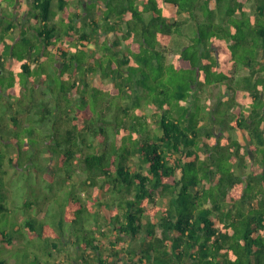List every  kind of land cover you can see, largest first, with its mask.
Listing matches in <instances>:
<instances>
[{"label":"trees","instance_id":"trees-1","mask_svg":"<svg viewBox=\"0 0 264 264\" xmlns=\"http://www.w3.org/2000/svg\"><path fill=\"white\" fill-rule=\"evenodd\" d=\"M56 1L67 14V24L65 16L61 26L52 22L53 0H33L36 23L21 27L19 40L29 44L20 64L27 79L17 90L8 83L4 93L0 82V128L4 114L14 112L8 109L15 105L11 101L28 121L27 126L16 124L19 132L7 140L8 151L14 149L17 157L0 148V156L4 152L0 183L7 189V171L1 168L6 160L16 162L23 173L37 157L46 156L50 162L49 155L57 151L59 163L52 171L69 180L62 186L70 184L68 198L57 200L51 233L39 230L47 222L48 198L35 194L40 196L39 205L31 197L23 200L13 231L22 244L18 250L27 252L19 264H264V0H254L252 7L247 4L253 0H96L99 18L82 24L78 16L68 17L69 0ZM191 20L196 23L191 42L169 61L170 45L183 36ZM63 34L77 51L63 48ZM54 48L66 66L56 65L62 68L56 77L43 68L36 70L48 80L47 87L38 85L42 87L38 96L34 90L40 81L32 76V66L40 68ZM180 61L179 76L204 75L208 85L220 87L213 106L190 93L184 105L193 100L194 112L183 110L177 116L174 107L155 100L142 105V111L136 95L109 118L107 101L100 115H89L82 128L74 118V127L66 130L68 138L53 145L54 133L66 122L62 118H70L68 92L76 94L79 83L89 87L88 75L99 73L109 81L103 86L119 82L143 91L144 84L172 75L173 65ZM0 66L3 71L2 60ZM154 68L161 71L156 77L151 74ZM68 69L77 75L73 81L62 75ZM27 90L34 100L22 103L25 97L19 93ZM60 94L63 99L53 103L52 97ZM145 107L151 108V116ZM99 117L103 119L95 124ZM134 118L136 128L128 137L126 123ZM236 128L245 141L229 133ZM6 130L11 132L7 124L0 133ZM24 130L32 138L38 133L33 140H42L49 155L42 156V149L34 150L33 144L23 151L28 144ZM85 147L90 150L84 152ZM80 167L86 174L82 189L95 187L90 197L76 189L72 176ZM33 171L39 173L37 168ZM28 185V192H45ZM4 208L0 202V212ZM14 242L11 232L0 230V252ZM70 245L73 249L68 250ZM8 260L0 259V264H9Z\"/></svg>","mask_w":264,"mask_h":264},{"label":"rangeland","instance_id":"rangeland-1","mask_svg":"<svg viewBox=\"0 0 264 264\" xmlns=\"http://www.w3.org/2000/svg\"><path fill=\"white\" fill-rule=\"evenodd\" d=\"M53 1L54 2H52V8L54 9V13H53V18H54L55 12H57L58 7H57L56 1L55 0ZM253 4H254V0L248 2L247 5L249 7H252ZM67 6L68 7L66 11H68V14H69L68 17L78 16L81 24L84 23L85 21L99 18V6L100 5L96 4V0H70ZM15 9H17V13L15 12ZM34 10L35 8L33 7L32 4H30V0H0V53L2 54L3 57H5L4 62L6 61L7 64L9 63V67L4 66L3 71L0 68V82H2V85L4 84V87L0 84V86L3 87L1 91L2 93L7 92L8 83H12L13 88L17 90V89H21V84H20L21 81L27 79L25 74L22 73V70L20 69V64L26 58V51L28 50L27 47L29 44L23 41H19L17 39L16 36L19 34L18 29L16 30V32L12 33L11 31L8 30L7 26L8 24L12 23L13 26H16V28H18L19 24L16 20L18 18H22L21 21H23V17L26 15L30 17V13L33 14ZM35 21L36 20L32 18L30 20L29 25L35 24L36 23ZM56 21L59 22L60 24L61 18H59L58 16V19H56ZM63 23L65 25L67 24V14L66 13H65V21H63ZM195 27H196V23L191 20L183 28V33H182L183 36L175 38L173 43L170 45L168 53H167L169 61L172 60L173 56L177 52H179L184 46H186L187 44L191 42L190 38L192 34L194 33L193 30L195 29ZM82 30H83V27L82 28L80 27L79 31H82ZM8 40L10 41V43L9 42H8L9 44L5 43V41H8ZM62 40L64 42L65 47H63V43L62 44L60 43V45L63 48L71 49V50L73 49L74 51H77L75 47L73 48V45L75 44L68 42V37L66 34H63ZM84 44H87V42L84 41ZM11 47H12L14 54H12L11 52ZM92 48L94 47L92 46ZM146 51L147 52L150 51L151 53H153V51L149 50L148 48H146ZM71 52L72 51H69V53ZM157 60L159 61V58ZM263 60H264V56H263ZM63 62H65V60L57 56V48H54L52 52L50 53V56L48 58L46 57L41 62L40 68H37V64L34 63V65L32 66V73H33L32 76H34L35 80L40 81L37 84L36 89L34 90V92H36L35 94H37L38 96L42 95V91H41L42 87L38 86L39 84H44L43 88L47 87L46 79L43 77L45 76L44 73L43 74L36 73V70L43 68L47 70L48 72H54L53 74L56 77L57 74L60 71H62V68L60 70V68L56 67V65L63 66L64 64ZM154 62L156 63V58L154 59ZM182 62L183 61H180V62H177L175 65H173L174 71L172 75L168 73V76L166 78L162 77V79H159L157 83L152 82L151 85L144 84V87H145L144 90L146 91V93H143L144 90L137 91L136 86L134 84H130V88H127L126 85L119 84V82L117 84H111L110 86H106L107 84L103 86L107 80H104L100 76L99 73L88 75L87 78H88L89 87L86 88L82 83H79V86L77 87L79 91L77 90L78 92L76 94L75 92L73 93V90L68 92L69 94L67 96L68 97L67 102L71 104L70 105L71 107L70 108L68 107L66 111H69L68 113H69L70 118L68 119L66 115L62 118L66 122H61L60 128H62V130L60 131L58 130L54 133V136L56 135V137H55V140H53L52 142L53 145H55L57 140L59 139L68 138L66 130L68 128L72 129L71 127H74V124H73L74 118L77 119L75 124L76 125L78 124V126L82 128L83 127L82 123L86 121L89 115H92L95 117H98L100 115V113L102 112L101 110L102 105L103 107L106 106L107 101L110 103L109 111H107L110 117L107 116V118L108 117L111 118V114L113 110L119 111L122 109L121 107L123 108L126 107L129 104L127 100L129 99V101H131V99L134 98V96L136 95L137 97L140 98V104H141L140 109L142 111L144 110V106L142 105L148 104L150 100L151 101L155 100V102H157L158 104L163 103L164 107L166 106H169L172 108L174 107L175 109L174 111L177 112V116H179L183 110H187V113H191L192 111L194 112L193 103H192L193 100L189 102L187 106L184 105L185 102L189 99V97L187 96L190 93L197 94L202 104H208L209 102L210 106H213L220 97V92H221L220 87L208 85L206 83V78L203 77L204 75L202 76V78H198V76H196V79H195V76L194 78H190V77L188 78V76H183V77L179 76L180 74H182V71H183L182 65H181ZM64 66H66V64H64ZM72 71H73L72 69L70 70L68 69L64 73H62V75L65 78H67V80L73 81V79L77 75L72 73ZM167 71L170 72V68H167ZM160 72H161L160 70L154 68V70L151 73L152 77H156ZM168 77L170 78L168 79ZM184 78L186 79L188 78L187 81H184L185 80ZM60 79L61 78H59L58 80ZM54 80H57V79H54ZM164 83H166L167 85L166 89L163 88ZM30 85L31 84L28 83V85L26 86V89L30 87ZM164 89H165V92L162 93L161 91ZM180 92H183V94L179 97ZM175 93H177L178 95L174 96ZM80 94H83L82 97ZM21 95L25 97L22 103L27 102L28 99L34 100L33 94L30 92L28 94V90H27V93L25 92V95L19 93V96ZM158 95L159 96L164 95V96L158 97ZM5 96H3V98H5ZM0 97L2 98V96ZM58 99L59 98L53 97L52 98L53 103L56 102V100ZM197 101H199V99H197ZM11 102L13 105L14 104L15 105L13 108L10 107L8 109L11 111V113L13 112V110L14 112L13 114H7V113L4 114V117L1 122V126L3 127L5 126V124H7V128L11 130V132L6 130L5 132L3 131L0 133V137H1L0 138V148H3L7 151H8V148L6 145L8 142L7 140H9L8 137H13L16 133L19 132L16 129L17 128L16 124L19 125L23 122V124L27 126V123H28V121H26L27 120V117L25 116L26 114L24 115V113H22L23 110L18 109L19 107L17 103L13 101ZM62 104H64V102ZM2 110H3V107H2ZM16 110L19 112H17ZM133 111H134L133 114L135 113L137 114L139 112V108H135L133 109ZM145 111L149 114V116L152 115L151 108L145 107ZM99 118H94L95 124H97L98 121L103 119L102 117H99ZM134 122H135V118L132 119L131 122L126 123V127H128V131H129L128 137L129 135L130 136L133 135V131L131 130H133L134 127L136 128V126L133 124ZM142 122L145 123L144 121ZM31 125L33 124H29L30 127ZM138 125H139L138 129L141 131V133H138V134L139 136H143L144 134L142 132V128L140 127L141 124H138ZM18 128L21 129L20 127ZM30 129L31 128H29L28 131H31ZM28 131L24 130V136L25 138H27L26 142H28V144L24 146L23 151L31 150V146L33 144L35 148L34 150L42 149V152H40L42 156L49 155L48 154L49 152L47 153L43 151V147L45 146V144L42 143V140L40 139H38L37 141L33 140V139H36L37 137L39 138L40 135L36 133V136L32 138L30 137L31 133ZM39 131H40V128H38V132ZM226 133L228 134V132ZM229 133H231L233 137L243 139V135L238 129L230 130ZM75 139L78 140V137H76ZM61 142L62 144L66 143V141H61ZM88 150H90V148L85 147L83 151L87 152ZM3 153L0 156V161L2 162L4 160ZM51 153L52 154L49 155L51 156L50 162H49L48 157L45 156V157L39 158L37 157L38 155L34 153V156L37 157V159L31 165H28V167H25L26 170L23 173H21V170L23 169L22 168L20 169V167L17 166L16 162L14 164H11L9 160H6V162H4V166L1 167L2 169H5L7 171L6 173L7 189L10 190L9 192L10 196L8 195L7 198L4 196V190L6 188L4 187V184L0 183L1 192L3 193V195L0 196V202H3L5 204V208L3 209V211L0 212V230L5 229L11 232V235H13L15 238V242L9 247L6 246V250L5 249L3 250V248H1L2 251L0 252V255H1L0 259L7 257L9 259L8 260L9 264H19L20 262H22V260L27 259L26 258L27 252L24 250H18L22 244L19 243V241L18 242L16 241L17 232L13 233V231L15 230L14 229L15 225H16L15 221H19L18 214H19V210H21L20 206L23 205V200L31 197L39 205V203L42 204L39 198L40 196L39 195L37 196L35 194H40L42 195V197L48 198L47 199L48 202L46 205L49 206V208L47 209V215L44 217V219L47 218V222L43 224L42 228L39 227V230H43L44 232L51 233V230L55 228L54 218L57 215L55 214L57 212L56 210L57 204H58L57 200H61L60 196L63 199L68 198L69 193L67 191L68 190L67 187H70V184H68L66 188L62 185L64 183V185L66 186L65 182H68L69 180L61 178V175L57 172V170L52 171V168H53L52 166H57V164L59 163L60 154L57 151H54ZM17 155L14 149L8 151V156L17 157ZM25 156H29V155L26 153ZM20 159H22V157ZM41 162H43V165L40 164ZM77 165L80 166V164H77ZM44 166H48L49 170L45 169ZM35 168L39 170V173L37 175L33 173L34 172L33 169L35 170ZM72 177H73V180L76 183H78L76 185L77 191L84 198L90 197V195L88 194L89 192L90 194L95 192V187L88 188V191H85L84 189H82L80 182L86 179V174L83 172L81 167L78 168L77 171H75ZM28 183L31 186H34L38 190L40 189L45 190V192H42V194L38 191L37 193H34L33 191L28 192L27 189L30 188ZM5 199H7V201ZM48 212H50V214H48ZM39 219L43 220V217H39ZM30 247L34 248V245L29 246V248ZM4 253L5 255H3ZM67 260L69 261V263H71L72 261L70 258H68Z\"/></svg>","mask_w":264,"mask_h":264},{"label":"crops","instance_id":"crops-1","mask_svg":"<svg viewBox=\"0 0 264 264\" xmlns=\"http://www.w3.org/2000/svg\"><path fill=\"white\" fill-rule=\"evenodd\" d=\"M56 1V0H55ZM70 1V0H69ZM54 2V1H53ZM33 3V0H30V4H32ZM56 3H57V1H56ZM58 7V6H57ZM15 12L17 13V9H15ZM58 16H59V18H61V21H60V24L62 25L63 23H62V18L65 16V11H62V10H60V9H58L57 10V12L55 13V15H54V18H53V15H52V22H55V23H57V25L58 26H61L60 24H59V22H57L56 21V19H58ZM32 18H34L35 20H36V18L34 17V16H32V13H30V17L29 16H24L23 17V21H21V19L22 18H18L16 21L18 22V28H16V26H13L12 25V27H11V29H8L9 31H11L12 33H14V32H16V30L18 29V32H19V34L16 36L17 37V39L18 40H20V30H21V27H23V26H27L29 23H30V20L32 19ZM36 22V21H35ZM12 24V23H11ZM8 26H9V24H8ZM8 26H7V28H8ZM10 43V41L8 40V41H5V43H7V44H9ZM11 43H13V42H11ZM0 60H2V62H3V67L4 66H6V67H9V63L7 64V62L5 61L4 62V60H5V57H1V59ZM0 68H1V66H0ZM242 71H244V70H241V73H242ZM245 72V71H244ZM46 82H48V80L46 79ZM107 82H109L108 80H107ZM53 95H55L54 93H53ZM53 97H56V96H53ZM52 97V98H53ZM57 98H59L60 100L61 99H63V96L60 94V96H58ZM66 113V112H65ZM62 114V113H61ZM236 129H238L240 132H241V130L239 129V128H236ZM242 133V132H241ZM231 134V133H230ZM243 135V134H242ZM239 140H241V141H245V139H244V135H243V139H241V138H238ZM72 243V242H71ZM73 245V244H72ZM67 248H68V250H71V249H73V247L72 246H67ZM67 250V253H66V251H65V253H66V255H68V251ZM65 255V256H66Z\"/></svg>","mask_w":264,"mask_h":264}]
</instances>
